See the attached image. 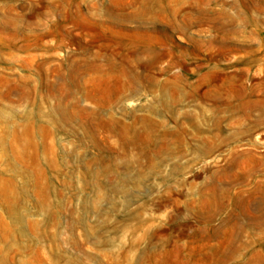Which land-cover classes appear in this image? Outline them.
Returning a JSON list of instances; mask_svg holds the SVG:
<instances>
[{
    "label": "rangeland",
    "instance_id": "rangeland-1",
    "mask_svg": "<svg viewBox=\"0 0 264 264\" xmlns=\"http://www.w3.org/2000/svg\"><path fill=\"white\" fill-rule=\"evenodd\" d=\"M0 264H264V0H0Z\"/></svg>",
    "mask_w": 264,
    "mask_h": 264
}]
</instances>
